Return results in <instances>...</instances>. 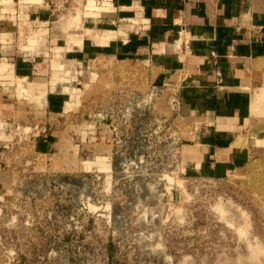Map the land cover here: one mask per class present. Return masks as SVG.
Instances as JSON below:
<instances>
[{"label": "rangeland", "instance_id": "1", "mask_svg": "<svg viewBox=\"0 0 264 264\" xmlns=\"http://www.w3.org/2000/svg\"><path fill=\"white\" fill-rule=\"evenodd\" d=\"M114 1L0 0V91L18 104L13 123L0 92V264H264V153L210 175L170 73L67 61ZM8 58L38 76L17 79ZM55 87L68 116L45 125ZM49 128L68 129L59 157Z\"/></svg>", "mask_w": 264, "mask_h": 264}, {"label": "crops", "instance_id": "2", "mask_svg": "<svg viewBox=\"0 0 264 264\" xmlns=\"http://www.w3.org/2000/svg\"><path fill=\"white\" fill-rule=\"evenodd\" d=\"M113 6L111 16L84 25L81 43L67 51L68 62L83 73L86 63H121L125 75L137 74L145 82L146 67L157 75L170 73L196 125L199 144L193 146L201 155V169L210 175L236 171L264 153V0H115ZM88 32L91 37L83 35ZM6 60L15 73L17 67V79L38 76L19 74L25 66L30 71L31 64ZM7 68L0 64V73ZM19 88L21 94L46 93L45 84L26 87L19 81ZM51 88L41 117L45 125L68 116V93L64 87ZM15 90L0 91L11 93L6 106L13 123ZM1 99L0 109H5ZM66 132L49 128L44 151L55 153L68 140Z\"/></svg>", "mask_w": 264, "mask_h": 264}]
</instances>
